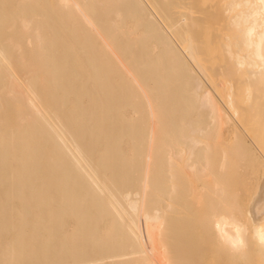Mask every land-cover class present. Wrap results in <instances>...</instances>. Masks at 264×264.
<instances>
[{
	"label": "bare ground",
	"instance_id": "bare-ground-1",
	"mask_svg": "<svg viewBox=\"0 0 264 264\" xmlns=\"http://www.w3.org/2000/svg\"><path fill=\"white\" fill-rule=\"evenodd\" d=\"M206 255L264 264V0H0V264Z\"/></svg>",
	"mask_w": 264,
	"mask_h": 264
},
{
	"label": "rangeland",
	"instance_id": "rangeland-1",
	"mask_svg": "<svg viewBox=\"0 0 264 264\" xmlns=\"http://www.w3.org/2000/svg\"><path fill=\"white\" fill-rule=\"evenodd\" d=\"M200 38L203 39V38H204V35L201 36ZM209 46H210V48H208V49H211V44H210ZM209 55H213V54H212V53H209ZM235 175H237V174H235ZM202 181H203V179L200 181L199 184H201ZM204 182H205V181H203V183H204ZM201 185H202V184H201ZM239 186H240V185H239ZM239 186L236 185L237 188H238ZM244 186H245V184H244ZM240 187H241V186H240ZM234 188H235V187H234ZM249 188H251V187H249ZM249 188H247V190H248ZM247 190H246V191H247ZM249 191L252 192V193L249 192V193H250V196H252L251 194H253V187H252V189L249 190ZM249 193L246 194V192H245V195H249ZM250 196L247 197V198H246V196H245V198H244V196H243V197L240 196L239 199L241 200V198H242L241 201H242V202L246 201V203H247V199H250V198H251ZM244 199H245V200H244ZM248 201H249V200H248ZM244 203H245V202H244ZM244 205H245V204H244ZM202 236H203V234H202ZM202 236H201V237H202ZM203 237H204V236H203ZM211 246H213V245H210V247H211ZM210 247H209L208 249H212V247H211V248H210ZM250 252H251V250L247 251L248 255L251 254ZM216 253H217V252H216ZM216 253H214L215 256H216ZM214 254H213V256H214ZM218 254L221 255V252H219ZM220 255H219V257H215V256H214V258H215V259H217V258H221ZM222 255H223V254H222ZM222 255H221V256H222ZM207 256H208V258H209L208 260H207ZM213 256H212V257H213ZM217 256H218V255H217ZM223 257H225V256H222V258H223ZM214 258H211V255H210V256H209V255H206V257H205L203 260H204V261L207 260V261H208V262H207L208 264H211V263H212V264H215V263L218 264V262H219V264H222V263H220V261L215 260ZM225 258H226V257H225ZM225 258H223V260H224ZM213 259H214V261L212 262ZM203 260H202V263H203ZM223 260H222L221 262H223V264H224L225 261H223ZM216 261H218V262H216ZM226 261H227V260H226ZM255 262H257V261H255ZM202 263H201V264H202ZM204 263L206 264V261H205ZM248 263H249V262L246 263L245 261L239 262V264H248ZM250 263H251V261H250ZM250 263H249V264H250ZM262 263H263V260H262V259L260 258V256H259L257 264H262ZM225 264H226V263H225ZM227 264H228V262H227ZM229 264H231L230 261H229ZM251 264H252V263H251ZM253 264H256V263H253Z\"/></svg>",
	"mask_w": 264,
	"mask_h": 264
}]
</instances>
